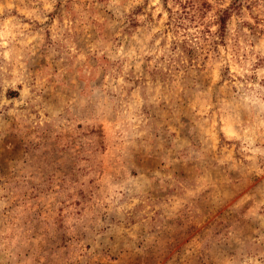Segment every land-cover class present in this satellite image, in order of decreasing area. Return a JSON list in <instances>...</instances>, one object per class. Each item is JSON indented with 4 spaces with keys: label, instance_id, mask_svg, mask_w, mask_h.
<instances>
[{
    "label": "rangeland",
    "instance_id": "1",
    "mask_svg": "<svg viewBox=\"0 0 264 264\" xmlns=\"http://www.w3.org/2000/svg\"><path fill=\"white\" fill-rule=\"evenodd\" d=\"M0 264H264V0H0Z\"/></svg>",
    "mask_w": 264,
    "mask_h": 264
}]
</instances>
